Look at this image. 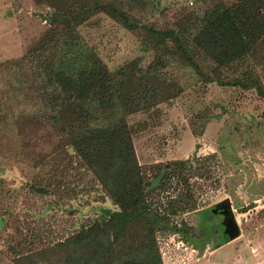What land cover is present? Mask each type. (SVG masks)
Here are the masks:
<instances>
[{
    "label": "rangeland",
    "instance_id": "rangeland-1",
    "mask_svg": "<svg viewBox=\"0 0 264 264\" xmlns=\"http://www.w3.org/2000/svg\"><path fill=\"white\" fill-rule=\"evenodd\" d=\"M58 1L0 0V264H16L10 246L23 251L19 258L30 256L23 264H58L64 254L57 248L58 242L98 221L102 210H118L70 145L64 132L67 109L43 101L41 93L50 94L52 88L28 52L46 29L43 16L52 9L50 2ZM61 1L71 8L92 9L90 0ZM122 2L138 24L173 28L178 13L184 12L190 19L201 17L210 0ZM85 16L88 21L77 27L81 38H76V43L81 50H76L74 38L68 39L71 47L58 42L47 53L55 63L62 58L63 67H77L85 54L92 52L113 71L133 61L143 67L155 57L151 46L141 45L139 29L128 30L93 10ZM199 64L205 74L213 76L210 62ZM164 70L169 79L177 81L179 93L125 118L137 163L151 176L171 160L209 154L213 158L204 161L210 178L201 189L200 179L188 180L196 181L191 185L197 203L192 211L171 215L166 209L167 201L180 192L174 179L158 191H152L158 179L148 180V197L167 210L169 221L154 233L162 264H261L262 98L254 87L201 79L178 54L167 58ZM244 72L255 78L264 92L260 66L247 59L232 69H220V76L229 81ZM106 117L97 114V118ZM224 198L229 199L239 228V235L230 240L221 223L222 214L213 210ZM135 232L136 228L131 232L126 229L119 240L124 255L132 253ZM226 240L231 243L214 250Z\"/></svg>",
    "mask_w": 264,
    "mask_h": 264
},
{
    "label": "trees",
    "instance_id": "trees-1",
    "mask_svg": "<svg viewBox=\"0 0 264 264\" xmlns=\"http://www.w3.org/2000/svg\"><path fill=\"white\" fill-rule=\"evenodd\" d=\"M90 2L92 9L71 8L61 0L50 2L52 9L43 16L46 29L28 51L52 88L50 94L41 93L43 101L63 107L62 111L67 109L64 132L70 145L118 207L113 212L102 210L98 221L58 242L57 248L64 251L58 264H162L154 233L169 223L168 209L171 215L196 209L191 186L196 181L188 180L200 179L202 188L201 184L210 178L204 161L213 158V154L171 160L148 176L146 168L136 161L125 118L179 93L177 81L169 79L164 70L167 58L177 54L203 80L254 87L264 104L261 85L249 73L229 81L220 76V69H232L246 59L260 66L264 74V0H210L201 17L190 19L186 13H178L173 28L138 24L122 0ZM91 10L106 14L128 30L139 29L141 45L151 46L155 57L146 66L133 61L113 71L92 52H87L77 67H63L62 58L55 63L47 53L56 43L71 47L68 39L74 38L76 50H81L77 27L88 21L85 15ZM199 61L211 63L213 76L202 71ZM97 114L109 117L100 119ZM151 177L158 179L152 191L164 189L173 179L174 184L181 186L179 194L167 201V210L147 195L145 188ZM134 228L136 244L131 246L132 253L124 255L118 248L119 240L126 229L131 232ZM9 248L16 264L30 261V256L19 258L22 250Z\"/></svg>",
    "mask_w": 264,
    "mask_h": 264
},
{
    "label": "water",
    "instance_id": "water-1",
    "mask_svg": "<svg viewBox=\"0 0 264 264\" xmlns=\"http://www.w3.org/2000/svg\"><path fill=\"white\" fill-rule=\"evenodd\" d=\"M213 210L222 214L221 223L224 226L228 240L235 238L239 235V228L236 224L234 214L231 210V205L228 198H224L213 205Z\"/></svg>",
    "mask_w": 264,
    "mask_h": 264
},
{
    "label": "crops",
    "instance_id": "crops-1",
    "mask_svg": "<svg viewBox=\"0 0 264 264\" xmlns=\"http://www.w3.org/2000/svg\"><path fill=\"white\" fill-rule=\"evenodd\" d=\"M229 243H231V242H227V241H226V242H224V243L218 245L217 248H214V250H215V249H219V248H221L222 246H225V245H227V244H229ZM214 250H213V251H214ZM261 264H264V259L262 260Z\"/></svg>",
    "mask_w": 264,
    "mask_h": 264
},
{
    "label": "flooded vegetation",
    "instance_id": "flooded-vegetation-1",
    "mask_svg": "<svg viewBox=\"0 0 264 264\" xmlns=\"http://www.w3.org/2000/svg\"><path fill=\"white\" fill-rule=\"evenodd\" d=\"M222 216V215H221Z\"/></svg>",
    "mask_w": 264,
    "mask_h": 264
}]
</instances>
